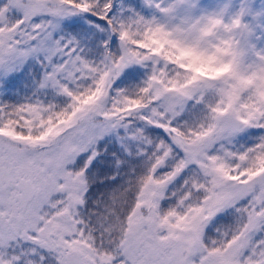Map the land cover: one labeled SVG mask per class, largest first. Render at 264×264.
I'll use <instances>...</instances> for the list:
<instances>
[{"label": "snow or ice", "instance_id": "6c2138e0", "mask_svg": "<svg viewBox=\"0 0 264 264\" xmlns=\"http://www.w3.org/2000/svg\"><path fill=\"white\" fill-rule=\"evenodd\" d=\"M113 3L0 0V264H264V56L217 81Z\"/></svg>", "mask_w": 264, "mask_h": 264}, {"label": "rangeland", "instance_id": "374dc122", "mask_svg": "<svg viewBox=\"0 0 264 264\" xmlns=\"http://www.w3.org/2000/svg\"><path fill=\"white\" fill-rule=\"evenodd\" d=\"M143 3L144 11H139L141 18L167 31L218 13H224L229 23L242 17L244 28L239 34V42L246 54V65L258 63L264 56V0H143ZM93 25L85 26L89 29ZM139 80H142L140 74Z\"/></svg>", "mask_w": 264, "mask_h": 264}, {"label": "clouds", "instance_id": "9594fccd", "mask_svg": "<svg viewBox=\"0 0 264 264\" xmlns=\"http://www.w3.org/2000/svg\"><path fill=\"white\" fill-rule=\"evenodd\" d=\"M243 28L242 17L229 23L226 22L224 13H218L170 31L169 38L177 42L178 54L181 50L193 54L185 57V62L192 63L194 67H203L204 73L217 81L236 79L238 82L251 81L254 84L259 76L248 75L246 54L239 42V34ZM196 56H203L205 59L201 61ZM210 68L215 71L209 73ZM195 75L203 78L202 73L197 72Z\"/></svg>", "mask_w": 264, "mask_h": 264}, {"label": "trees", "instance_id": "16d2710c", "mask_svg": "<svg viewBox=\"0 0 264 264\" xmlns=\"http://www.w3.org/2000/svg\"><path fill=\"white\" fill-rule=\"evenodd\" d=\"M144 3L143 0H114L113 3V9H112V17L121 19L124 21L134 20V19H140L141 13L139 11H144ZM82 17H75L67 22V30L70 32H73L75 34V31H82L87 30L85 25L90 24H96V20H88L86 18H83V20H80ZM75 30V31H74ZM106 37L103 33L98 32L95 40L96 43H101ZM111 40L113 43V46L119 45V39L116 36H111ZM139 74L142 75V79L146 75V69L140 68Z\"/></svg>", "mask_w": 264, "mask_h": 264}]
</instances>
